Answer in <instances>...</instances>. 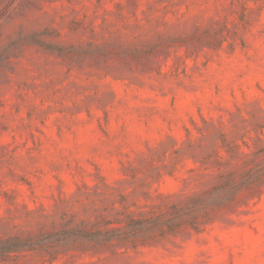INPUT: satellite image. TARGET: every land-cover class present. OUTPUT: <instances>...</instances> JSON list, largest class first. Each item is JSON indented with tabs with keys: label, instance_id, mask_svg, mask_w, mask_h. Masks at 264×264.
<instances>
[{
	"label": "rangeland",
	"instance_id": "rangeland-1",
	"mask_svg": "<svg viewBox=\"0 0 264 264\" xmlns=\"http://www.w3.org/2000/svg\"><path fill=\"white\" fill-rule=\"evenodd\" d=\"M0 264H264V0H0Z\"/></svg>",
	"mask_w": 264,
	"mask_h": 264
}]
</instances>
